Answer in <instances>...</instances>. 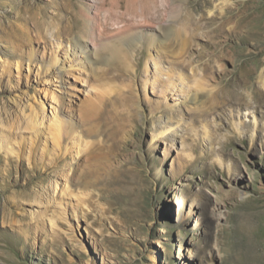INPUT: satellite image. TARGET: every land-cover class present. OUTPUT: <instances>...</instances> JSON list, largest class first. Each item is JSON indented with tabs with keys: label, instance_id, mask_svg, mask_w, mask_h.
Returning a JSON list of instances; mask_svg holds the SVG:
<instances>
[{
	"label": "rangeland",
	"instance_id": "1",
	"mask_svg": "<svg viewBox=\"0 0 264 264\" xmlns=\"http://www.w3.org/2000/svg\"><path fill=\"white\" fill-rule=\"evenodd\" d=\"M0 264H264V0H0Z\"/></svg>",
	"mask_w": 264,
	"mask_h": 264
},
{
	"label": "bare ground",
	"instance_id": "2",
	"mask_svg": "<svg viewBox=\"0 0 264 264\" xmlns=\"http://www.w3.org/2000/svg\"><path fill=\"white\" fill-rule=\"evenodd\" d=\"M77 46H79L81 48H84V49L86 48V46L83 43L82 44L81 43L78 44V42H77ZM155 69H157V68H155ZM250 72H251V69L245 67V70L241 74V80H242L241 84L246 83L247 80H249V77L251 75ZM258 78L263 80V75L262 74L259 75ZM228 86H229V89H230L229 91H231L232 94H235L236 91L232 90V86L231 85H228ZM55 101H56V99H55ZM56 105L61 107V104L58 101H56ZM55 109L57 110V106H55ZM51 120L53 121L52 122L53 126H51V124H50V126L53 127V129H54L53 134L51 133V137L53 139L52 140L53 141V146H54L55 150L61 151L62 148L60 147V139H61V134H62L61 131H62L63 124H61L60 123L61 120H59L57 118L53 117V119H51ZM67 136L69 137V135H67Z\"/></svg>",
	"mask_w": 264,
	"mask_h": 264
}]
</instances>
